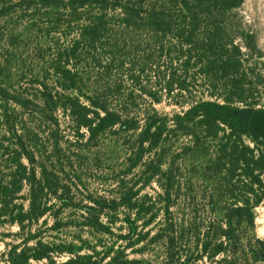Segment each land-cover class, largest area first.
<instances>
[{
    "label": "trees",
    "instance_id": "trees-1",
    "mask_svg": "<svg viewBox=\"0 0 264 264\" xmlns=\"http://www.w3.org/2000/svg\"><path fill=\"white\" fill-rule=\"evenodd\" d=\"M244 3L0 0L6 264H264V51Z\"/></svg>",
    "mask_w": 264,
    "mask_h": 264
},
{
    "label": "rangeland",
    "instance_id": "rangeland-1",
    "mask_svg": "<svg viewBox=\"0 0 264 264\" xmlns=\"http://www.w3.org/2000/svg\"><path fill=\"white\" fill-rule=\"evenodd\" d=\"M240 14L243 17L246 26H248V28L257 36L258 44L264 51V0H245V3L240 10ZM261 91L264 95V88H262ZM156 108L164 113H172L175 111L173 107L166 104H162ZM248 142L254 147L249 140ZM92 183H94L95 187H99L100 182H98L97 178L94 181L92 180ZM154 189L156 190L155 186L148 191L153 192ZM15 203H18V201ZM18 233V225L0 226V264H6L8 251L19 241ZM257 234L260 238L264 239V206L257 209Z\"/></svg>",
    "mask_w": 264,
    "mask_h": 264
}]
</instances>
